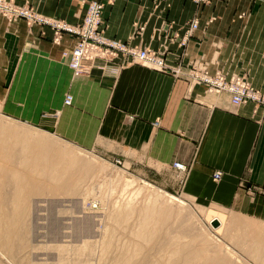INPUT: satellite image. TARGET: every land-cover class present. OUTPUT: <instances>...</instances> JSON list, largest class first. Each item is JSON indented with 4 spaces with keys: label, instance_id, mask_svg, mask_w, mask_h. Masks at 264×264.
I'll list each match as a JSON object with an SVG mask.
<instances>
[{
    "label": "crops",
    "instance_id": "1",
    "mask_svg": "<svg viewBox=\"0 0 264 264\" xmlns=\"http://www.w3.org/2000/svg\"><path fill=\"white\" fill-rule=\"evenodd\" d=\"M90 1L103 5L104 37L157 53L182 67L181 75L136 63L119 68L117 58L106 64L109 70L98 65L73 77L72 37L53 42L47 27L0 17L4 113L38 117L41 127L78 149L139 163V174L154 187L181 196L205 221L215 214L206 221L222 224L214 229L211 263L264 264V116L251 104L234 107L226 94L207 93L184 74L193 67L263 87L264 0H14L70 25L81 21ZM193 19L197 28L182 46ZM213 172L219 179H211ZM205 248L183 253L205 258Z\"/></svg>",
    "mask_w": 264,
    "mask_h": 264
},
{
    "label": "rangeland",
    "instance_id": "2",
    "mask_svg": "<svg viewBox=\"0 0 264 264\" xmlns=\"http://www.w3.org/2000/svg\"><path fill=\"white\" fill-rule=\"evenodd\" d=\"M6 104H0V159L23 149L15 159H28V169L18 171L34 160L38 166L14 184L0 174V264H213L208 254L217 250V228L210 223L222 224L207 222L215 214L206 222L181 196L144 180L139 163L78 149L41 127L38 117L7 115ZM2 168L10 170L0 161ZM34 185L40 189H27ZM188 248H205V258L192 259L183 253Z\"/></svg>",
    "mask_w": 264,
    "mask_h": 264
},
{
    "label": "built area",
    "instance_id": "3",
    "mask_svg": "<svg viewBox=\"0 0 264 264\" xmlns=\"http://www.w3.org/2000/svg\"><path fill=\"white\" fill-rule=\"evenodd\" d=\"M192 1L197 5H204L210 0ZM102 9L101 3L90 1L86 4L81 21L76 25H70L61 20L42 17L28 7L16 4L14 0H0V16L10 20L19 19L28 25L47 27L53 32V42L60 40L62 34L73 38L74 42L67 61V67L73 77L86 75L91 68L98 65L102 69L109 70L111 67L107 65L117 58L122 60L117 66L119 68L129 63H136L155 72L171 74L174 77L181 75L182 67L166 64L164 58L157 53L104 37ZM196 28L197 21L193 19L188 25L185 36L180 40V45L184 46ZM184 72L187 81L203 86L207 93L226 94L234 107L251 104L254 110H258L261 116H264V85L260 89H255L240 76L226 77L220 72L209 74L193 67ZM70 102L71 97L65 95L63 104L68 106ZM172 167L179 174L185 173V167L181 163H172ZM219 177L220 174L217 172L211 174V179L214 181Z\"/></svg>",
    "mask_w": 264,
    "mask_h": 264
},
{
    "label": "bare ground",
    "instance_id": "4",
    "mask_svg": "<svg viewBox=\"0 0 264 264\" xmlns=\"http://www.w3.org/2000/svg\"><path fill=\"white\" fill-rule=\"evenodd\" d=\"M41 16V15H40ZM0 17H2V16H0ZM43 17V16H42ZM4 18V17H3ZM6 20H8V21H16V20H19V19H15V20H10V19H7V18H5ZM11 133V132H10ZM9 133V134H10ZM10 136L12 137V135L10 134ZM3 137V136H2ZM8 139H10V138H8ZM7 139V140H8ZM17 139V138H16ZM7 140H5V142L7 141ZM14 140V139H13ZM11 141H12V138H11ZM1 144H3L4 145V142H2ZM6 144V143H5ZM2 146V145H1ZM17 146V145H16ZM4 148V147H3ZM6 148V147H5ZM5 148H4V150H5ZM29 149V148H28ZM7 151V150H6ZM8 151H11V150H9V147H8ZM7 151V152H8ZM21 151H23V153L25 154L27 151H24L23 149L21 150ZM40 151V150H39ZM0 152H2L1 151V147H0ZM23 153H18L17 151L15 152V149L14 150H12L11 152H9V153H7V156L4 158V159H0V161L1 162H3V163H5L6 165H7V167H9L10 168V170H7V171H5V170H3L4 168H2L1 170H0V174L3 176V175H5V176H8L6 179L9 181V182H13V184L15 183V181H17L19 178H20V176L22 175V176H24V177H26V179H28L30 176H31V173H30V170L31 171H33V170H35V167H37L38 165L37 164H35V160L33 161L32 159V166L30 165V167H29V170L28 171H26V169H28V168H26V166L28 167V165H27V163L29 164V162H28V159H26V158H23V159H21L20 157V159H15V157L16 156H18L19 154H23ZM23 154V155H24ZM27 154H30V153H27ZM48 154V153H47ZM4 155H5V152H4ZM44 155V156H43ZM59 155V154H58ZM20 156V155H19ZM29 156V155H28ZM52 156V155H51ZM26 157V156H25ZM32 157V156H31ZM48 157H50L49 155H48ZM28 158V157H27ZM42 159L43 160H45L46 161V159H48L46 156H45V154L43 153L42 154ZM42 160V161H43ZM10 162V163H9ZM24 167V168H26V169H24L25 170V173L21 170V172H19L18 171V167ZM38 168H41V167H38ZM11 171H13L11 174H12V176H10L9 175V173L11 172ZM23 172V173H22ZM21 176V177H22ZM25 179V178H24ZM12 184V183H11ZM24 184V183H23ZM22 184V185H23ZM35 186V185H34ZM25 187V186H24ZM23 187V188H24ZM37 189H35V188H33L32 186H29L27 189L29 190V191H31V190H35V191H37V190H39L40 188L38 187V186H35ZM15 188V187H14ZM18 188V187H17ZM26 188V187H25ZM23 190V189H22ZM42 192V191H41ZM27 193H29V192H26V194ZM149 208V207H148ZM147 215V214H146ZM127 216V215H126ZM147 218V217H146ZM145 218V219H146ZM214 222H216V224H218V222L215 220ZM219 225V224H218ZM212 227V226H211ZM214 228H217V226L216 227H214Z\"/></svg>",
    "mask_w": 264,
    "mask_h": 264
},
{
    "label": "water",
    "instance_id": "5",
    "mask_svg": "<svg viewBox=\"0 0 264 264\" xmlns=\"http://www.w3.org/2000/svg\"><path fill=\"white\" fill-rule=\"evenodd\" d=\"M210 225H211L212 227H216V226H217L216 222H214V221H212V222L210 223Z\"/></svg>",
    "mask_w": 264,
    "mask_h": 264
}]
</instances>
